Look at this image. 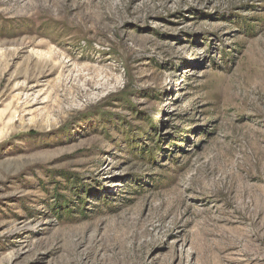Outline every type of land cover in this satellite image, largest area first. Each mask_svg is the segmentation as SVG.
<instances>
[{
	"label": "rangeland",
	"instance_id": "obj_1",
	"mask_svg": "<svg viewBox=\"0 0 264 264\" xmlns=\"http://www.w3.org/2000/svg\"><path fill=\"white\" fill-rule=\"evenodd\" d=\"M0 264H264V0H0Z\"/></svg>",
	"mask_w": 264,
	"mask_h": 264
},
{
	"label": "trees",
	"instance_id": "obj_2",
	"mask_svg": "<svg viewBox=\"0 0 264 264\" xmlns=\"http://www.w3.org/2000/svg\"><path fill=\"white\" fill-rule=\"evenodd\" d=\"M155 147L157 148V150H164L162 145H160L159 143L155 142ZM146 153V152H145ZM144 157H141L140 159H143ZM148 160H151V162H153V160L151 158H148Z\"/></svg>",
	"mask_w": 264,
	"mask_h": 264
}]
</instances>
